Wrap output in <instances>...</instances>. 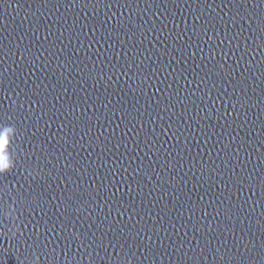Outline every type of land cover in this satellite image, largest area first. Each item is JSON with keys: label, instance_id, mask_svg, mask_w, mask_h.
<instances>
[{"label": "clouds", "instance_id": "obj_1", "mask_svg": "<svg viewBox=\"0 0 264 264\" xmlns=\"http://www.w3.org/2000/svg\"><path fill=\"white\" fill-rule=\"evenodd\" d=\"M13 131L11 127H6L3 133H0V174L10 171L8 163L7 149L10 145L9 134Z\"/></svg>", "mask_w": 264, "mask_h": 264}]
</instances>
